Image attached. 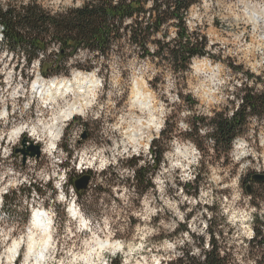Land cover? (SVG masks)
Wrapping results in <instances>:
<instances>
[{
    "label": "rangeland",
    "instance_id": "rangeland-1",
    "mask_svg": "<svg viewBox=\"0 0 264 264\" xmlns=\"http://www.w3.org/2000/svg\"><path fill=\"white\" fill-rule=\"evenodd\" d=\"M11 1L36 2L57 13L86 0H0V7ZM185 25L190 34L203 36L208 54L192 59L182 74L174 73L166 60L141 59V51L123 42L106 61L94 59V70L74 68L92 59L81 52L71 61L69 76L49 78L94 80L95 97L81 116L62 122L51 154L43 151L45 140H33L41 155L25 164L15 150L22 137L30 140V133L7 145L9 131L34 123L41 110L50 121L53 110L36 100L28 107V98L12 103L3 81L9 78L10 90L27 92L33 82L50 80L41 77L37 59L27 67L4 48L0 29V111L5 105L8 114L0 119V264H181L176 261L184 253L201 258L210 232L220 233L218 246L233 255L234 264H247L253 219H264V184L254 183L246 193L250 176L264 174V117L249 119L246 134L234 140L227 160L205 138L206 127L196 136L187 134L193 119L220 113L230 117L243 88L262 89L264 0H201L188 10ZM174 32V27H164L155 40L168 42ZM155 46L149 43L150 50ZM136 91L147 97V107L132 105ZM154 140L166 145L157 166L150 153ZM145 160L151 186L142 192L133 188L128 166H142ZM85 173L92 177L89 187L77 191L74 182ZM37 210L51 218L52 250L36 262L26 261L24 248L10 263L9 247L27 232ZM90 238L120 248L92 245L90 252L83 245Z\"/></svg>",
    "mask_w": 264,
    "mask_h": 264
},
{
    "label": "trees",
    "instance_id": "trees-1",
    "mask_svg": "<svg viewBox=\"0 0 264 264\" xmlns=\"http://www.w3.org/2000/svg\"><path fill=\"white\" fill-rule=\"evenodd\" d=\"M200 2L201 0H86L79 7L51 13L36 2L13 4L11 1L0 7L1 43L17 61L20 56L27 67L37 59L39 73L44 79L69 76L71 61L81 52L91 55L92 59H86L83 64L78 63L74 68L94 70L97 66L94 59L106 61L114 47H119L123 42L141 51V59L166 60L174 73L182 74L188 71L192 59L208 54L203 36L190 34L185 25L188 10ZM164 27H174L173 39L168 42L155 40ZM167 34L168 30L163 36L166 37ZM149 43L157 47L150 50ZM53 47L55 48L52 49ZM261 83V90L242 89L238 97L240 104L230 117L220 113L211 118L193 119L187 135L196 136L198 130L206 127L208 133L205 138L211 141L216 150L225 152L227 160L234 140L246 134L249 119L264 117V82ZM165 131L166 129L161 133L164 134ZM169 135L173 136V128ZM158 143L160 141L154 140L150 150L155 166L159 165L166 150L164 143ZM66 151L70 153L69 150ZM143 162L139 167L137 162H131L128 166L133 170V188H141L142 192L151 186L147 177L149 161ZM197 177L198 175L195 183H198ZM34 188L33 185L31 189ZM253 221V236L248 240L249 251L244 259L247 264H264V219L260 220L255 216ZM219 236L220 233L216 235L210 232L208 249L202 251L201 258L184 253L176 262L234 264L233 255L218 246L215 237Z\"/></svg>",
    "mask_w": 264,
    "mask_h": 264
},
{
    "label": "bare ground",
    "instance_id": "bare-ground-1",
    "mask_svg": "<svg viewBox=\"0 0 264 264\" xmlns=\"http://www.w3.org/2000/svg\"><path fill=\"white\" fill-rule=\"evenodd\" d=\"M78 78V75H76L73 80H58L57 82L55 79L50 80L48 83H45V81L42 80L41 82L35 81L31 84L27 92L10 90V80L9 78H5L3 81L5 84L4 91L9 93V101L15 103L19 98H28V102L26 104L28 107L32 106V103L36 100L39 101L40 105H46V107L50 106L53 110V118H51L50 121L43 119V110L40 109L41 114L39 115V119L37 121H34V123L26 122L23 125L12 128L6 138L7 145L15 144L18 138H20V136L25 134L28 130L30 133V135H28L29 139L38 143L45 140L46 147L43 151L51 154L61 137L63 126L62 122H65L74 116H81L91 105L95 97L94 89L96 88V82L94 80H79ZM0 94H2V92H0ZM70 94L73 95L74 99L78 96H80L81 99L69 101L68 97ZM147 103V97L144 94L138 91L133 93L132 105H140L145 108L147 107ZM42 106L40 107L42 108ZM61 107L64 109L61 110ZM6 118L8 119V114L7 108L4 105L0 111V119L2 120ZM132 134L134 135L135 133ZM85 169L88 168H83L82 170ZM72 211L74 212L75 210L73 209L71 212ZM47 214L40 210L34 212L27 232L15 239L7 251L6 258L10 263L15 260L14 258L17 256V253L24 248L26 261L34 260L36 262L38 259H44L49 250H52L53 236L50 225L51 218L48 217ZM92 239L90 238L83 242V245L86 246L90 252L93 250L92 245H96L100 249H108L115 246V244L113 245L108 240L101 241L98 238ZM114 248L119 249L120 247L119 245H116Z\"/></svg>",
    "mask_w": 264,
    "mask_h": 264
},
{
    "label": "water",
    "instance_id": "water-1",
    "mask_svg": "<svg viewBox=\"0 0 264 264\" xmlns=\"http://www.w3.org/2000/svg\"><path fill=\"white\" fill-rule=\"evenodd\" d=\"M86 138V134L81 135V139L84 140ZM21 148H17L15 150V153H20L22 156V164H25L27 159H39L41 155V150L39 145L33 143L32 141L28 140L27 137H22L20 141ZM1 161V159H0ZM91 175L85 173L83 175H80L74 182V188L77 191H86L89 187L90 181H91ZM250 179L253 182L264 184V174L261 173H253L250 176ZM252 191L251 184L246 185V193L250 194Z\"/></svg>",
    "mask_w": 264,
    "mask_h": 264
},
{
    "label": "flooded vegetation",
    "instance_id": "flooded-vegetation-1",
    "mask_svg": "<svg viewBox=\"0 0 264 264\" xmlns=\"http://www.w3.org/2000/svg\"><path fill=\"white\" fill-rule=\"evenodd\" d=\"M247 182H250V183H251V185H253V184H254V182H252V181H250V180H249V181H247ZM247 182H246V183H247Z\"/></svg>",
    "mask_w": 264,
    "mask_h": 264
}]
</instances>
